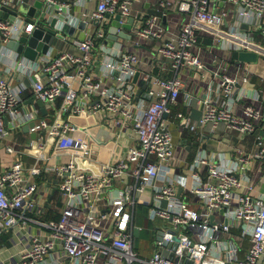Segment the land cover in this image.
<instances>
[{
  "label": "built area",
  "instance_id": "2783aa9c",
  "mask_svg": "<svg viewBox=\"0 0 264 264\" xmlns=\"http://www.w3.org/2000/svg\"><path fill=\"white\" fill-rule=\"evenodd\" d=\"M22 1L0 0V9H18ZM83 1L44 0L39 15L32 19L21 16L20 11L14 17L0 16V137L33 121L28 131L36 132L38 154L43 156L54 137L76 128L65 113L80 117L101 113L111 128L132 127L138 143L128 147L125 159L103 161L97 171L80 168L73 157L47 163L45 169L63 177L58 184L63 210L58 218L45 222L47 237L32 235L16 264H43L58 243L73 264H264V192L248 171L260 158L264 174V136L258 134L254 152L238 146L236 159L224 150L198 148L186 167L188 173L174 177L192 193L191 199L182 197L175 182L163 175L179 164L168 115L186 89V79L178 73L171 77L141 73L137 52L126 49L120 38L107 40L106 14H120L119 25L124 24L134 4L144 0H97L96 8L84 9L80 17L72 6ZM173 6L183 13L176 33L164 21ZM51 14L56 15L57 30L67 23L78 25L94 19L98 26L95 32L86 30L73 36L71 46L57 54L48 50L40 65L7 46L9 40H18L24 32L41 26L42 18ZM121 30L119 26L117 31ZM200 31L213 33L228 49L264 55L259 49H264V0H159L156 10L135 28L137 36L156 39L158 59H169L177 68L186 65L209 71L195 48ZM138 71L147 83L145 97L135 80ZM15 73L30 78L36 98L52 106L60 99L52 120L38 105H24L27 86L13 78ZM208 77L204 95L197 98L202 108L200 120L190 114L194 94L186 91L184 108L177 112L179 126L196 131L205 124L214 129L224 121L242 134L254 131L256 121L264 118V106L258 104L264 93L249 87L250 72L238 76L213 69ZM148 95L154 99L148 101ZM240 101L242 116L234 109ZM7 149L13 151L14 147L8 144ZM37 161L30 167V177L22 157L0 172V237L6 229L26 221L27 211H37L39 189L32 179L42 169ZM124 177L128 178L121 186L115 184ZM141 201L148 202L150 219L165 221L154 229L162 239L150 256L134 247V229L143 228L134 223ZM111 215L115 229L108 231L104 220Z\"/></svg>",
  "mask_w": 264,
  "mask_h": 264
},
{
  "label": "crops",
  "instance_id": "0c3cea01",
  "mask_svg": "<svg viewBox=\"0 0 264 264\" xmlns=\"http://www.w3.org/2000/svg\"><path fill=\"white\" fill-rule=\"evenodd\" d=\"M159 0H144L137 2L133 6L132 14L134 21L131 27H125L127 22L118 25L115 31H112L113 20L116 15L106 14L104 18L105 30L107 32V40L112 42L120 38L126 49L133 50L140 56L139 70L151 71L164 77H171L175 74L182 75L187 81V87L181 91L178 103L173 106L169 119L171 126L174 129V136L176 142V160L179 164L170 172L163 175L165 179H172L179 188V194L187 199L192 198V193L184 189L179 181L174 179L175 175L181 176L188 173L186 169L188 163L192 161L196 150L200 147L207 151L224 150L227 154L236 159L238 157L237 147L240 146L247 153L254 152L257 149L258 134L264 136V118L256 121V129L242 134L236 127L228 125L226 122H220L216 127L211 124L201 125L196 131H189L188 129L181 128L178 124L177 112L184 108L186 91L194 94V101L190 108L192 117L199 121L202 114V108L197 98L204 95L207 86L209 75L212 70L226 71L231 75H244L245 73L251 74L249 87H257L264 93V55H259L256 61H242L233 58L232 53L234 50L225 47L222 40L218 39L213 33L208 31H200L198 40L195 44L196 50L200 53L202 59L206 61L211 70L201 71L193 69L186 65L175 67L169 59H158L154 52L157 41L154 38H144L135 34V28L141 22L143 17L156 10ZM177 1V0H174ZM30 8L33 6L29 4ZM97 6V0H84L83 3H74L72 6L73 11L77 16H83V10L92 11ZM20 15L27 18L29 14L26 11H20ZM50 16L56 18V15H46L42 18L41 26L48 24ZM183 13L178 7L173 6L168 9L167 16L164 21L167 26L176 33ZM56 23V21H55ZM56 30L54 36L57 35V40L52 42L48 50H52L57 54L60 50L69 48L71 46V39L75 35H83L86 30L95 32L97 28V21L90 20L88 22L82 21L78 25L67 23V29L62 28ZM50 24V23H49ZM227 23H225V26ZM120 26L121 31H117ZM63 35H59L58 33ZM126 33L128 36L122 35ZM114 35V36H113ZM47 53V52H46ZM45 53H40L37 60L38 64L41 62ZM216 60V61H215ZM40 65V64H39ZM135 76L137 80L140 95H145L146 80L142 77L141 73ZM203 72L208 75H204ZM13 78L17 81H24L27 88L24 91V105L36 106L41 108L44 116L52 120L57 113L60 105V99L57 104L52 106L43 101V105L39 103V99L34 95L32 83L29 77L21 73H15ZM111 78L110 81H113ZM239 86V85H238ZM238 88V87H237ZM264 95V94H263ZM145 97V96H144ZM148 101L154 99L153 96H146ZM234 104V102H233ZM259 105L264 106V99L258 102ZM234 109L237 114L244 115L243 102L234 104ZM71 121L75 123L76 128L69 131L62 136L54 137L44 150V155L38 154V143L33 137L31 132L24 130L23 124L21 127L14 130L12 133L0 137V172L9 166L13 160L22 157L27 167V174L30 177V167L37 161L42 169L32 175L39 189V205L37 211H27L26 215L29 216L26 221L21 222L15 227L6 229L0 237V264H16L19 260L21 251L31 244L32 235L40 234L42 238L49 235V228L45 222L50 218H58L63 210V194L58 187V184L63 179L62 176L52 170L45 169L47 163H61L73 157L77 165L82 169L99 170L103 161L113 159H125L126 150L129 146L138 143L136 131L132 127H110L103 119L101 113H91L87 117L72 116L65 113ZM35 140L33 144L31 141ZM82 142L83 146H77ZM78 143L77 145H75ZM10 144L14 147L13 151L7 149ZM251 177L255 180L259 190L264 192V174H263V160L256 158L249 168ZM128 177L115 180V184L121 186ZM150 197V194L146 196ZM197 206L196 203H192ZM148 202L141 201L137 204L134 216L135 225H142L143 228L139 230V235H135L134 247L140 251L143 247L136 245V240L142 236L144 239L152 238V248L158 247L157 234H155L156 227L165 221L161 218L152 220L147 216ZM108 227V231L115 229L114 219L111 215L110 218L104 220ZM149 235V236H148ZM147 237V238H146ZM150 254V253H148ZM243 254V251H242ZM142 255V254H141ZM151 255V254H150ZM143 255V256H150ZM43 264H73V259L69 257L64 249L58 243L56 248L49 251Z\"/></svg>",
  "mask_w": 264,
  "mask_h": 264
},
{
  "label": "water",
  "instance_id": "95a60500",
  "mask_svg": "<svg viewBox=\"0 0 264 264\" xmlns=\"http://www.w3.org/2000/svg\"><path fill=\"white\" fill-rule=\"evenodd\" d=\"M32 3V7L30 8L29 4ZM44 4V0H23L18 9H12L8 6H3L0 9V16H8L14 17L19 11H26L29 14L28 19H32L33 16H38L41 8ZM116 18L113 20L112 31H115L116 27L120 24L119 18L120 14L115 16ZM56 18L50 16L48 24L43 26L36 27L31 33L24 32L22 36L18 40H9L7 43L8 47H11L19 52H22L29 58L35 59L38 57L40 53H46L52 42L57 40V35L54 36L56 30L52 27L55 23ZM134 21V17H130L129 21L125 23V27H131ZM243 28L247 27L246 23H243ZM64 29H67V25L65 24ZM59 35H63L62 33H58ZM124 36H128L126 33H122ZM114 36V35H113ZM233 58L242 60V61H256L259 57L258 51L255 50H234L232 53ZM41 105H43V100H38ZM34 122H30L29 124H33ZM29 124L26 123L23 128L24 130H29ZM32 136H36V132H31ZM166 201L164 202V204ZM139 228L135 227L134 233L135 235H139ZM185 236V235H183ZM158 241L162 239V235L157 236ZM170 257H173V253L170 254ZM183 258V257H182ZM262 258V257H261Z\"/></svg>",
  "mask_w": 264,
  "mask_h": 264
},
{
  "label": "rangeland",
  "instance_id": "374dc122",
  "mask_svg": "<svg viewBox=\"0 0 264 264\" xmlns=\"http://www.w3.org/2000/svg\"><path fill=\"white\" fill-rule=\"evenodd\" d=\"M112 42V40H111ZM11 126V124H10ZM143 236V235H142ZM142 236H140L136 241L137 246L143 247L139 252L142 255H150L154 252V249L152 248V238L144 239ZM149 236V235H148ZM150 253V254H148Z\"/></svg>",
  "mask_w": 264,
  "mask_h": 264
},
{
  "label": "bare ground",
  "instance_id": "6f19581e",
  "mask_svg": "<svg viewBox=\"0 0 264 264\" xmlns=\"http://www.w3.org/2000/svg\"><path fill=\"white\" fill-rule=\"evenodd\" d=\"M259 49H261L262 51L264 50L263 48L259 47Z\"/></svg>",
  "mask_w": 264,
  "mask_h": 264
}]
</instances>
